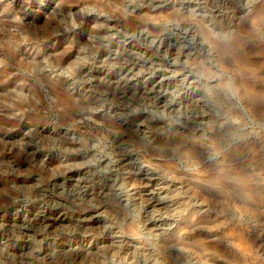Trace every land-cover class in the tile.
<instances>
[{"label":"rangeland","instance_id":"rangeland-1","mask_svg":"<svg viewBox=\"0 0 264 264\" xmlns=\"http://www.w3.org/2000/svg\"><path fill=\"white\" fill-rule=\"evenodd\" d=\"M260 11L0 0V264H264Z\"/></svg>","mask_w":264,"mask_h":264},{"label":"bare ground","instance_id":"bare-ground-1","mask_svg":"<svg viewBox=\"0 0 264 264\" xmlns=\"http://www.w3.org/2000/svg\"><path fill=\"white\" fill-rule=\"evenodd\" d=\"M264 17V11H260V12H258L257 14H255L254 16H253V19L255 20V19H258V18H263ZM46 35V34H45ZM42 79V78H41ZM48 83V82H47ZM52 85V84H51ZM59 90V89H58ZM53 93V92H52ZM251 101H252V103L257 107V109L259 110V111H261V112H264V102H263V100H262V98L260 97V96H257V95H254V96H252L251 97ZM221 188V187H220ZM178 240V239H177ZM175 241V240H174ZM174 241H171V242H174ZM169 242H170V240H169ZM198 247V246H197ZM198 249V248H197ZM196 249V250H197ZM85 253V252H84Z\"/></svg>","mask_w":264,"mask_h":264}]
</instances>
